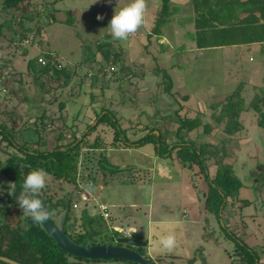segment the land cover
<instances>
[{"label": "rangeland", "instance_id": "1", "mask_svg": "<svg viewBox=\"0 0 264 264\" xmlns=\"http://www.w3.org/2000/svg\"><path fill=\"white\" fill-rule=\"evenodd\" d=\"M32 1L38 6L44 3L50 4L53 0ZM189 2L185 5L188 12L192 8ZM129 3L131 0H58L53 6L56 11L54 23H49L44 15L42 19L40 15L35 18V25L39 24L40 28L39 46L34 44L27 46L24 48L25 54L22 53V46V48L14 47L19 34H14L16 25L11 21V15L0 13V23L6 22L0 28L2 33H0V45H2L0 47V122L13 127L14 135L27 141L30 148L44 152L52 150L55 145L64 146L71 139L69 137L58 142L56 140L58 134L64 132L70 136L74 131L80 136L86 126L94 122V112H98L100 106L107 109L111 107L115 111L121 128L132 141L146 133L142 131L143 126L158 120L154 117L157 112L161 113L158 116L177 117L174 112L178 110L181 116L186 115L190 118L200 116L204 122L213 127V133L209 135L202 134L200 127L198 131L188 135L189 139L197 143L209 141L218 144V141L227 135L222 131L224 121L215 124L212 118L211 114L217 115L222 107L215 102H220L224 106L226 97L235 87L241 83L246 84L245 73L259 71V74L251 80V89L250 86L243 84L241 96H245V92L247 95L245 97L251 98L253 91L264 86V76L262 75L261 78V73L264 74V66L260 67L250 62V54L244 57L240 53L229 55L233 51L224 52L223 55V52L216 49L203 52L191 51L189 49L191 42L185 36L186 30H192L191 24L175 23V28L173 27L172 30L171 25L174 24L168 22L167 15L162 19L166 22L159 24L160 10L157 8L161 7L158 5L161 0H147L144 23L137 32L129 36L127 41L113 40L106 28L108 22L114 11ZM98 15L103 19L97 20ZM154 26H160L163 32L172 31L170 34L174 37L175 49L186 44L187 50L173 51V54L164 60L161 54L163 48L170 50L172 46L160 49L162 44L158 42L162 38L150 36L151 33L156 35L152 31ZM104 36L108 37L107 40L112 46L118 48V52H122L121 59L131 69V74L128 75L130 77L122 80H112L114 78L111 77L112 74L106 76L105 78L110 81L109 90L105 91L104 97L99 96L92 101L91 94L97 96L99 94L97 88L99 75L93 74L92 62L89 60H92V55L97 52L96 43ZM9 38H14L12 45L6 43ZM253 51H258L257 47L250 50ZM47 52L52 53L54 60L68 72L77 73V76H72L67 86L56 87L57 82L51 77V73L35 76L29 72L28 60ZM95 59L99 61L100 55L96 53ZM160 59L164 65L171 64V67H174L172 72L171 68L164 69L172 78L173 85L169 92L165 91L166 83L163 82L162 74H157L154 69ZM183 61L189 62L187 68L177 71L178 64ZM113 69L117 71L118 66ZM87 71L90 74L83 79L84 83L81 86L76 84ZM180 74L184 77L181 78ZM39 83L47 90L44 94L40 92ZM186 95L190 98V102L183 101L182 97ZM59 102H65L66 106L59 109ZM205 104L207 111L203 110ZM210 104L217 107L210 110ZM42 109L46 110V123L52 120L45 130L37 129L32 124L42 113ZM240 121L244 129L235 137L242 138L246 135L250 136L251 141L248 143L241 141L239 145L233 147L237 159L231 158L230 163L242 185L250 188L254 201L242 210L237 209L236 213L239 215L231 218L230 221L236 225L237 230H244L243 232L247 234L246 242L250 246L263 249L262 262H264V194L260 196L254 189L264 180V141L261 135L263 130L259 129L257 115L252 111L242 112ZM164 125L168 130L177 126L171 120H166ZM36 129L40 132L39 135L36 134ZM215 130L217 131L214 132ZM38 138L44 142L41 143L42 145L35 144ZM85 139L79 149L77 184L84 187L83 184L92 176L95 184L93 195L97 201L82 202V198L71 183L55 180L49 175L45 187L53 202L72 192V196L69 195L68 198L73 203L77 202L78 206L88 204L89 216L92 218L100 215L99 203L108 206L110 219H103L105 222L96 219L92 229L97 234L89 231V235L86 236L87 238L84 237L83 241L105 237L119 240L132 238L135 234L140 241L147 243L141 252L150 262L149 264H230L229 252L233 243L223 239L220 225L213 216L209 215L208 225L204 222L202 195L206 192L207 185L197 166L191 168L182 166L175 152L171 157H156L150 144L140 149L125 148L120 142L113 141V130L105 125H99L94 131L92 129V133ZM245 143L247 144L243 146ZM11 150L8 149V152ZM0 156L2 160L7 157L3 153H0ZM103 158L106 159L108 168L132 165L136 168L122 173H107L99 164ZM208 172L209 177L213 176V166L208 167ZM12 186L10 179L0 171V206L7 205L8 202L4 198L8 199L12 196ZM74 214L79 217L78 211L72 210V215ZM51 218L55 224L58 223L59 215L54 214ZM148 221L152 223L149 224ZM80 223L79 218L71 222L73 231H81ZM21 225L25 227L26 224L21 221ZM113 229L120 234L113 233ZM170 233L176 237V247L171 252L158 251L160 236ZM72 237L75 239L74 235ZM191 259L193 261L190 262ZM84 264H131V262L89 260Z\"/></svg>", "mask_w": 264, "mask_h": 264}, {"label": "trees", "instance_id": "2", "mask_svg": "<svg viewBox=\"0 0 264 264\" xmlns=\"http://www.w3.org/2000/svg\"><path fill=\"white\" fill-rule=\"evenodd\" d=\"M57 1L53 0L50 4L44 3L36 6L32 0H2L0 3V13L11 15V21L16 25L14 34H19L17 43L14 46L15 48H22L20 43L27 40L31 35L33 39L29 45L33 46L34 44V46H39L38 37L40 28L39 24L35 25V18L40 15V19H42L44 15L48 18L49 23H54L56 21V11L53 6ZM191 3L196 16L192 20H189L193 23L194 29L192 32L187 33V38L194 42L197 49L204 50L259 43L261 49L264 51V47L261 46L264 43V0H191ZM169 5L170 0H161V19H158L161 25L166 22V20L162 21L164 16H170L172 12ZM13 13L15 15H12ZM241 15L245 16L241 17ZM5 23H0V28ZM181 24H184V21ZM152 31L158 33L159 37L163 35L160 26H154ZM107 39L108 37L104 36L102 40L96 43V53L100 55L101 59L99 61L95 59V53L92 55V60H89L92 62L91 69L93 70V74L99 75L97 79L99 94L98 96L91 94L90 98L92 101L99 96L104 97L105 91L110 88V81L105 78L108 76L106 71L108 67L114 68L118 66L117 71L113 69L109 74H112L111 77H114L112 80H122L130 77L128 75L131 74V69L121 59L122 52H118V48L112 46ZM13 42L14 38H9L6 43L7 45H12ZM22 49V53L25 54L26 50ZM40 56H43L44 59L40 58ZM38 59H42L44 64L39 63ZM86 59H84L86 63H89ZM27 68L35 76L51 73V77L57 82L56 87L58 88L67 86L72 76H77L76 72L70 73L65 67L60 66L54 60L53 54L48 52L29 59ZM154 69L158 72H156L157 74H162L163 82L166 83L165 91L169 92L172 87V81L168 72L158 66H155ZM89 74L88 71L85 72L83 78L80 76L81 78L76 84L81 86L84 83L83 79L87 78ZM36 81L39 82L37 79ZM39 86L41 94L42 92L43 94L47 92L41 83H39ZM1 87L3 86L1 85ZM241 89V85L235 87L231 94L226 97L225 105L221 104L222 107L217 115L211 114L215 124L224 121L222 131L227 135L225 139L242 132L244 127L240 121V115L244 111L254 112L257 115L258 127L264 130V86L258 88L254 97L247 104L244 97L240 94ZM64 106H66L65 102H59V109ZM212 107L215 109L217 105H213ZM45 111L42 109V113L32 123L37 129L45 130L52 122L50 120L49 123H46L45 119H47V116L45 115ZM174 113H176L177 117H172V115L158 116L161 113L157 112V115L155 114L154 117H157L158 120L143 126L142 131L146 133L137 140L132 141L126 136V131L121 128L115 111L111 107L107 109L100 106L98 112H94V122L87 125L80 136H77L74 131H72L70 136L61 132L56 138L58 142L66 140L69 137L71 141L64 146L55 145L52 150L44 152L39 151L37 148H30L27 141L14 135L13 127H8L7 124L0 122V153L7 156L4 160L0 156V171L12 183H15V193L8 199L4 196V200L8 203L7 205L0 206V256L19 264H84V262L89 261L88 259L72 256L59 249L56 243L41 228V225L34 224L30 218L26 219L23 216L16 198L22 191V182L26 174L36 169H43L55 180L71 183L77 192L79 149L86 140L85 138L92 133V129L94 131L99 125H105L112 128L113 141L120 142L125 148L140 149L150 144L153 146V154L156 157H171L172 153L175 152L176 158L182 166L187 168L197 166L201 174H203L207 185V190L202 195L204 197V222L208 225L209 215L213 216L220 225L223 239L233 243L229 252L231 253L229 256L231 258L230 264H264L262 262L263 249H255L250 246L246 242L247 234L243 232L244 230L241 229L240 231L242 232H240L235 227L236 225H233L232 221H230L231 218L239 215L236 213L237 209L242 210L244 207H248L251 205V201L239 198V191L243 185L235 175L230 163L232 155L226 148L225 139H220L218 144H212L209 141L197 143L189 139L188 135L193 131H198L200 127H202V134L204 135H209L213 127L211 124L204 122L200 116L193 118L186 115L181 116L178 110ZM166 120L175 122L176 128L168 130L164 125ZM37 129L35 131L39 135L40 132H37ZM41 143L43 144L44 142L40 141V138L35 141V144L42 145ZM10 148L12 150L8 152ZM99 164L107 173H122L123 171H131L136 168L134 165L108 168L105 158L101 162L99 161ZM208 165L214 168L213 176L210 177L208 172V167L210 166ZM89 180L94 183L92 176L89 177ZM254 189L259 193L258 195H263L264 180L257 184ZM69 193L63 195L62 198L57 199L55 202L52 201L51 196L45 188L39 193V197L48 205L50 217L54 214L58 216L64 210H67L64 221L66 235L79 245H117L114 237H105L104 239L90 238L87 241H83V238H87L86 236L89 235V231L95 235L97 234L92 229L96 219L97 221L104 220L100 212L99 216L93 218L89 216L88 204L79 206L75 210L78 211L79 217L76 214L72 215V200L68 198L69 195L72 196V192ZM78 218L81 220V231L75 232L73 231L71 222ZM21 221L25 222V227L21 225ZM51 221L54 223L52 218ZM112 232L120 234L114 229ZM73 235L75 239L72 237ZM133 236L132 238L138 239V236L135 234ZM143 249L138 248V251H136L143 256V252H141ZM0 263L5 264L3 262ZM131 264L136 263L131 262Z\"/></svg>", "mask_w": 264, "mask_h": 264}, {"label": "clouds", "instance_id": "3", "mask_svg": "<svg viewBox=\"0 0 264 264\" xmlns=\"http://www.w3.org/2000/svg\"><path fill=\"white\" fill-rule=\"evenodd\" d=\"M147 8V0H131L127 4L114 11L107 25L108 33L113 40L127 41L129 36L137 32L144 23V14ZM103 19L97 16V20ZM48 174L43 169L28 172L22 182V191L16 198L23 216L30 218L34 224H43L50 218L49 210L39 198V193L46 187ZM15 183H13V193ZM110 219V218H109ZM115 230V229H114ZM127 236L129 233L127 232ZM177 245L174 234L162 235L158 241V251L171 252Z\"/></svg>", "mask_w": 264, "mask_h": 264}, {"label": "crops", "instance_id": "4", "mask_svg": "<svg viewBox=\"0 0 264 264\" xmlns=\"http://www.w3.org/2000/svg\"><path fill=\"white\" fill-rule=\"evenodd\" d=\"M188 1H190L191 2V0H170V5H169V7H170V9L172 10V12L170 13V16H169V18H168V22H173V24H174V26H172L171 25V29L172 30H174L173 29V27L175 28V23L176 24H181L182 23V21H184V23H189V24H191V26H192V30H186L187 32H185V36L187 37V33H189V32H192L193 31V23L191 22V21H189V20H192L193 18H195V13H194V10H193V7L191 8V11L190 12H188L189 10H187V8H185V5H188ZM189 2V3H190ZM152 4H154L155 5V3H152ZM158 5H160L161 6V3L160 4H158ZM191 5H192V3H191ZM159 7V6H158ZM157 10H160V7L159 8H157ZM245 15H241V17H244ZM185 26V25H184ZM170 33H172V31H170V32H163V35H162V37H159L158 36V33H155L154 32V34H156V35H151L150 34V36H156L157 37V39H161V41H159V40H157V42H158V44H162L161 46H160V49L161 48H163V47H165V46H172L171 48H170V50H167L166 48H163V51L161 52V54L163 55L162 57H163V59L165 60L166 58H168V57H170L171 56V54H173V51H176V52H183V51H186L187 49H186V44H183L181 47H179V48H177V50L175 49V45H174V43H175V41H174V37H172V35L170 34ZM153 38V37H152ZM163 39H165V40H163ZM191 43V45H190V47H189V49L191 50V51H193V52H195V51H197V52H203V51H205V50H208V49H204V50H200V49H197L196 48V46H195V44H194V42L193 41H191L190 39H188ZM256 48L257 47V49H258V51H253V52H250V50L252 49V48ZM213 49H216V50H219L220 52H223V55H224V52H231L232 53V51H233V53L232 54H229V55H234L235 53H240L242 56H246L247 54H250L249 56H251L250 57V59H251V61L250 62H254L255 64H258V66H264V51L261 49V47L259 46V43H255V44H252V45H236V46H231V47H221V48H213ZM170 54V55H169ZM226 55V54H225ZM228 55V56H229ZM197 59V58H196ZM180 63V62H179ZM188 64H189V62H184L183 61V63H180V64H178V68H176L177 69V71L179 70V71H181V69L183 70V69H185V68H187V66H188ZM157 65V64H156ZM155 65V66H156ZM164 62H162V59H160L159 60V63H158V67L159 68H162V69H166V68H171L170 69V71L172 72V69L174 68V67H171V64H170V66H166V65H164ZM173 66H175V65H173ZM168 72V71H167ZM259 72V71H258ZM250 73V74H246L245 72V77H246V80H244V82L247 84H244V83H241V86H242V89H243V84L245 85V86H250V89H251V80H252V78L254 77L255 78V75L256 74H259V73ZM184 74V73H183ZM169 76H170V78H171V75H170V73L168 74ZM181 75V74H180ZM264 76V74H262L261 73V76ZM263 76L261 77V78H263ZM182 77H184V75L182 76L181 75V78ZM258 78H260L259 76H257ZM180 78V79H181ZM172 79V78H171ZM177 80H179V79H177ZM263 81H264V78H263ZM173 85V84H172ZM244 86V87H245ZM254 89H256L255 87H254ZM251 91V90H250ZM257 92V90H255V91H253L251 94H253L252 95V97L251 98H248V97H245V96H247L246 95V93L244 92V95L245 96H243L244 97V100H245V103L247 104L253 97H254V95H255V93ZM182 99H183V101L184 102H190V98L188 97V95H186V96H183L182 97ZM215 103H218V104H220L221 105V103L220 102H215ZM214 103V104H215ZM214 104H210L209 105V108H210V110H213V105ZM206 104L203 106V110L204 111H207V109H206ZM212 113V112H211ZM242 114V113H241ZM203 115H205V114H203ZM244 127V126H243ZM259 129H261L260 127H259ZM263 130V129H262ZM217 130H215L214 132H216ZM213 133V132H212ZM262 135V138H263V141H264V130H263V134H261ZM221 139H225V136H223V138H221ZM229 139V140H228ZM241 141H243V142H250L251 141V139H250V136L249 137H247L246 135H243L242 136V138L241 137H235V135L234 136H232V137H229V138H227V139H225V143H226V148H227V150H228V152L232 155V158L235 160V159H237V156H235V152H234V146H237V144L239 145V142H241ZM247 143H245L243 146H245ZM230 150V151H229ZM249 156V155H248ZM261 157H262V159H263V156L261 155ZM256 161H258V157H256ZM229 162V161H228ZM230 162H231V160H230ZM264 162V161H263ZM264 164V163H263ZM148 172H150V171H148ZM239 198L240 199H246V200H249V201H254V198H253V193L251 192V190H250V188H248V187H246V186H244L243 185V187L240 189V191H239ZM204 211V210H203ZM184 213H186V211H184ZM205 216V215H204ZM149 222V224H151L152 223V221H148Z\"/></svg>", "mask_w": 264, "mask_h": 264}, {"label": "water", "instance_id": "5", "mask_svg": "<svg viewBox=\"0 0 264 264\" xmlns=\"http://www.w3.org/2000/svg\"><path fill=\"white\" fill-rule=\"evenodd\" d=\"M40 198V197H39ZM41 199V198H40ZM42 200V199H41ZM43 202V201H42ZM46 208L49 210L48 205L43 202ZM50 213V210H49ZM67 214V210H64L58 218V223L54 224L51 221V217L41 225L44 232L56 243L57 247L62 251L75 256L88 260H116L132 262L136 264H148V260L141 256L134 247H144L146 242L123 238L116 240L122 245L109 246V245H93L85 246L79 245L73 242L64 231V221ZM127 245L132 248L126 247ZM0 262L5 264H19L8 258L0 256Z\"/></svg>", "mask_w": 264, "mask_h": 264}, {"label": "built area", "instance_id": "6", "mask_svg": "<svg viewBox=\"0 0 264 264\" xmlns=\"http://www.w3.org/2000/svg\"><path fill=\"white\" fill-rule=\"evenodd\" d=\"M32 35L27 39L24 40L20 43V46L23 48L27 47L30 42L32 41ZM262 46L264 47V43H262ZM38 61L42 64H44V61L42 59H38ZM113 70V67H108L106 69L108 75L111 73ZM84 187L81 185H78V191L77 194L82 198V202L84 203H90V202H96L97 200L94 198V191H95V185L93 181L88 180L86 183L83 184ZM93 195V196H92ZM97 204V203H96ZM99 211L104 220H108L110 218V215L108 213V206L104 203H99ZM78 204L77 202H72V210L75 211L78 209Z\"/></svg>", "mask_w": 264, "mask_h": 264}, {"label": "flooded vegetation", "instance_id": "7", "mask_svg": "<svg viewBox=\"0 0 264 264\" xmlns=\"http://www.w3.org/2000/svg\"><path fill=\"white\" fill-rule=\"evenodd\" d=\"M131 239H132V238H131ZM137 240H139V239H137ZM116 243H117V245L120 244V243H118V242H116ZM120 245H121V244H120ZM120 245H119V246H120ZM114 246H116V245H114ZM122 246H123V245H122ZM126 247H129V245H127ZM129 248H132V247L130 246ZM138 248H141V247H134L135 250H137ZM143 248H144V247H143ZM137 251H138V250H137ZM143 257H144V256H143Z\"/></svg>", "mask_w": 264, "mask_h": 264}]
</instances>
